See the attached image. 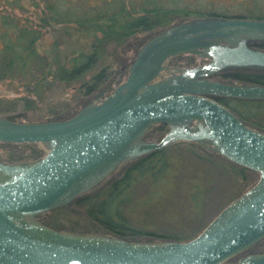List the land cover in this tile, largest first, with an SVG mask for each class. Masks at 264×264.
Returning <instances> with one entry per match:
<instances>
[{
	"label": "water",
	"instance_id": "1",
	"mask_svg": "<svg viewBox=\"0 0 264 264\" xmlns=\"http://www.w3.org/2000/svg\"><path fill=\"white\" fill-rule=\"evenodd\" d=\"M264 20L202 19L155 34L126 80L72 118L16 123L0 117V143L41 145L35 162H0V264H264V254L231 262L264 239V133L246 127L217 97L264 101V87L211 78L225 69L264 70ZM191 55L205 65L168 67ZM159 142L144 136L155 126ZM196 144L258 176L188 242H127L51 229L38 218L99 187L123 165L175 144Z\"/></svg>",
	"mask_w": 264,
	"mask_h": 264
},
{
	"label": "trees",
	"instance_id": "2",
	"mask_svg": "<svg viewBox=\"0 0 264 264\" xmlns=\"http://www.w3.org/2000/svg\"><path fill=\"white\" fill-rule=\"evenodd\" d=\"M191 1L1 0L0 5L3 3L4 6L0 12V82L19 78L24 95L10 101L12 106L21 107L22 112L5 109L0 110V114L11 113L3 118L16 123H19L16 119L29 112L39 120L32 123L68 120L90 104L87 100L90 96L95 95L93 101L108 97L118 86L116 81L126 79L128 68L139 49L155 34L176 24L209 18L264 20V0H234L229 6L218 1L202 3V0H194L192 4ZM29 8L39 13L36 25L16 16V13H29ZM53 26H63V35L79 46L68 55L61 52L58 41L53 42L49 50H42L43 30ZM143 36L144 41L132 51L129 59V51L125 54L127 45ZM259 48L264 51V42L260 43ZM193 59L199 61L196 57ZM219 77L228 82L264 87V70H235ZM215 100L235 114L246 127L264 133V101L223 97ZM3 102L4 99H1L0 107ZM76 107L80 109L70 113ZM158 132L162 135L166 129L161 127ZM4 146L29 149L35 158L33 161L43 157L39 153L43 151L37 145L0 143V147ZM183 146L185 144L157 151L122 166L90 193L50 213L66 217L67 220L82 221L93 228L94 233L86 230L84 234L107 235L127 242L193 240L198 235L184 239L178 232L163 234L148 230L146 225L138 226L130 219L131 210L128 209L130 203L134 202L131 192L135 187L144 185L149 189L156 187L166 191L168 185L178 181L180 166L171 155L173 150ZM193 147L191 144L183 150L186 149L198 162L215 166L224 176L230 174L241 181L245 190L240 195L256 184V174L214 153L204 150V154H197ZM210 155L219 157L226 165L218 164ZM202 183L200 185L197 178L188 196V201L197 206V210L203 195L210 192L212 181L208 179ZM157 197L160 198L159 195ZM42 224L64 232L61 224H53L51 220ZM250 249L264 254V239Z\"/></svg>",
	"mask_w": 264,
	"mask_h": 264
},
{
	"label": "rangeland",
	"instance_id": "3",
	"mask_svg": "<svg viewBox=\"0 0 264 264\" xmlns=\"http://www.w3.org/2000/svg\"><path fill=\"white\" fill-rule=\"evenodd\" d=\"M204 1L207 3L218 1L225 6H229L234 0H202V3ZM194 2L195 1L192 0L191 4ZM2 6H4L3 3L0 5V12ZM29 10L30 12L27 14L16 13V16L21 20L28 19V22L36 25L39 13L36 14L32 8H29ZM63 29V26H53L49 30H43L44 33L41 42V49L49 50L50 46L55 41L59 42V48L63 54L68 55L76 49L79 45H74V41L69 37L64 36L62 33ZM143 41L144 36L133 39L129 45H127L125 54L129 51V59L132 57V51ZM81 42L84 43V41ZM193 58L194 57L192 56H179L169 60L168 66L180 69L182 67L199 65V61ZM124 81L125 80L122 79L116 81V83L120 85ZM21 83L22 81L19 78L14 80L8 78L5 81L0 82V100L4 99L0 110L12 109L15 113L22 112L21 107L12 106L10 102L11 100H14V98L24 95V88L20 85ZM229 83L233 84L236 82ZM94 97L95 95H92L87 99L90 101L89 103L93 102ZM79 109L80 108L78 107L73 108L70 110V113H75ZM10 114L11 113L0 115H2V117H9ZM32 114L33 113L31 112L25 113L24 117L18 118L16 121L19 123H32L39 121L34 118ZM37 147L43 151V153L39 152L40 156H44L45 151L42 146L37 145ZM183 148L187 149L188 144H185L182 148L173 150L171 155L180 166L178 181L175 184L172 183L171 185H168L166 191H164L165 189L156 187L149 189L144 185L135 187L131 192L134 202L130 203L128 209L131 210L130 219L138 226L146 225L145 228L148 230L163 234L178 232L184 239H189L199 235L200 232L233 201V199L245 190V188L242 186L241 181L233 178L232 175L228 174V177L224 176L215 166L205 162H198L193 155L189 154L186 149L183 150ZM193 149L197 154H204V149L197 145H194ZM210 158L218 164L226 165V163L219 157L210 155ZM34 159L35 158L32 157L29 149L23 147L14 148L13 146L0 147V162L2 163H22L33 161ZM197 178L200 179V185H203L202 182H204V180L209 179L212 181L209 186L211 190L208 194L203 195L198 210L197 206L192 205L188 201V196L191 193L190 189L193 188ZM205 189L206 187L203 191ZM157 195H159L160 198H158ZM49 220H51L53 224H61V227L64 228V232L84 235V231L87 230L94 233L93 228L87 224L85 225L82 221L67 220L66 217L57 216L52 213L45 214L38 218V221L41 223H46ZM251 253L260 254V251L249 249L229 263L246 256L255 255Z\"/></svg>",
	"mask_w": 264,
	"mask_h": 264
},
{
	"label": "flooded vegetation",
	"instance_id": "4",
	"mask_svg": "<svg viewBox=\"0 0 264 264\" xmlns=\"http://www.w3.org/2000/svg\"><path fill=\"white\" fill-rule=\"evenodd\" d=\"M259 45H260V43H255V44H252L251 45V47L253 48V49H255V50H257V51H262L260 48H259ZM262 52H264V51H262ZM181 56H185V55H181ZM189 56H191V55H189ZM177 57H179V56H177ZM177 57H174V58H177ZM174 58H172V59H174ZM197 58V57H196ZM199 59V58H198ZM171 60V59H170ZM207 63V61H203V60H201V59H199V65H196V66H187L186 68H193V67H197V66H201V65H205ZM167 66H168V62H167V64H166ZM168 67H171V66H168ZM183 68V67H182ZM235 70H250V71H256V69H243V68H231V69H225V70H223V71H221L220 73H217L215 76H213L211 79L212 80H214V81H218V82H221V83H226V84H231V83H229L228 81H224L223 79H221L219 76H222V75H224V74H228V73H233V72H235ZM127 78V77H126ZM126 80V79H125ZM233 84H243V83H238V82H236V83H233ZM246 85H248V84H246ZM119 86V85H118ZM117 86V87H118ZM116 87V88H117ZM115 88V89H116ZM103 99H105V98H103ZM216 99V98H215ZM214 99V100H215ZM216 101V100H215ZM161 127H164L165 129H166V132L164 133V134H160L159 132H158V129L159 128H161ZM168 132V127L167 126H165V125H159V126H155V127H153L145 136H144V140L145 141H147V142H159L162 138H163V136L166 134ZM153 138H156V139H153ZM181 144H186V143H179V144H175V145H173V146H177V145H181ZM188 145H191V144H188ZM193 145H196V144H193ZM173 146H171V147H173ZM197 146H199V145H197ZM171 147H169V148H171ZM199 147H201V146H199ZM169 148H167V149H169ZM201 148H203V147H201ZM205 151H207L205 148H203ZM166 150V149H165ZM209 152V151H208ZM154 153V152H153ZM46 154V151H45V153H44V155ZM151 154V153H150ZM150 154H148V155H146V156H144V157H147V156H149ZM215 154V153H214ZM44 157V156H43ZM42 157V158H43ZM144 157H142V158H144ZM142 158H140V159H142ZM41 159V158H40ZM39 160V159H38ZM139 160V159H138ZM35 161H37V160H35ZM35 161H29V162H35ZM137 161V160H136ZM135 162V161H134ZM22 163H27V162H22ZM132 163V162H131ZM128 164H130V163H128ZM126 165V164H125ZM124 166V165H123ZM122 167V166H121ZM120 167V168H121ZM119 168V169H120ZM118 169V170H119ZM117 170V171H118ZM116 171V172H117ZM106 181V180H105ZM96 189V188H95ZM93 191V190H92ZM91 192V191H90ZM89 192V193H90ZM88 194V193H87ZM86 195V194H85ZM80 198V197H79ZM66 207V206H65ZM62 208V207H61ZM50 228V227H49ZM52 229V228H51Z\"/></svg>",
	"mask_w": 264,
	"mask_h": 264
}]
</instances>
